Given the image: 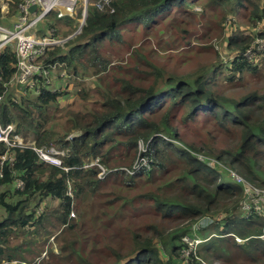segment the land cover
<instances>
[{
	"label": "trees",
	"instance_id": "1",
	"mask_svg": "<svg viewBox=\"0 0 264 264\" xmlns=\"http://www.w3.org/2000/svg\"><path fill=\"white\" fill-rule=\"evenodd\" d=\"M24 1L0 5L14 16ZM192 5L202 6L199 16L208 9L248 27V33L237 28L226 37L235 54L226 66L198 53L202 47L186 48L191 65L180 74L131 49L130 29L147 33L168 11L193 16ZM111 6L112 13L88 8L79 34L36 59L49 72L64 65L73 82L85 74L102 81L89 87L76 82V108H61L59 98L67 93L42 85V77L37 94L17 85L14 47L0 53V124L30 133L37 148L66 152L55 166L30 147L0 144V158H13L0 165V264H178L188 248L183 236L202 240L189 254L193 261L201 252L221 264H264V204L257 212L253 192H245L264 189V47L256 50L264 41V0H115ZM1 18L0 11V24ZM79 19L80 11L74 19L52 12L38 36L52 29L58 34L64 26L66 38ZM108 49L128 63L111 65ZM245 75L261 88L238 97L226 90L234 83L245 89ZM56 120L62 124L51 127ZM17 179L22 188L14 186ZM165 221L184 224L167 235ZM51 238L58 254L48 249ZM235 238L247 241L237 244Z\"/></svg>",
	"mask_w": 264,
	"mask_h": 264
},
{
	"label": "rangeland",
	"instance_id": "2",
	"mask_svg": "<svg viewBox=\"0 0 264 264\" xmlns=\"http://www.w3.org/2000/svg\"><path fill=\"white\" fill-rule=\"evenodd\" d=\"M94 1L95 0H78L77 11L78 12L80 11V20H82V13L84 11V5H86L87 8H94L95 6ZM200 7L202 6L192 5L188 7V11L190 12L196 11V13H194L193 16H188V17L178 16L175 13H172L170 11L165 12V14L161 16L163 20H161L159 24H157L154 28H152L147 33H143L136 28L130 29L127 32V35L133 42L131 49L138 48L139 52L150 53L151 57L154 60H156L160 65H162L169 71L180 73V74H185L190 69V65H191L190 62H186L185 60V58L189 54V51L183 50L186 48L193 50L195 47H202L203 49L200 50L198 53L202 52V53L209 54V58L214 59L217 64L222 63L223 65L226 66L227 62L232 60L233 57L235 56V54L232 51H229L227 49L226 37L237 28L243 31L244 33H248L249 29L244 24H239V21H241L240 18L235 17V21L239 25V27H237L238 25L236 23H233L229 16L225 17V14L221 12L220 14L218 13L219 14L218 15L217 13H215V11L210 12V10L207 9L206 12H204V16H199L200 9H201ZM216 12H218V10ZM12 18L13 17H11L8 13L3 18H1V20L3 21L1 25L8 26V24H10L9 19H12ZM38 27L40 28V30L43 28L40 24L38 25ZM260 28H261V24L257 23L256 26L254 27L253 32L257 33L258 32L257 30ZM68 30L69 28L61 26L60 32H58L61 39H67L68 36L72 35L70 34L66 38L63 37L61 33L67 32ZM259 41L260 43L256 48L257 51H260L259 49L261 47H264V41L259 39L257 42ZM254 42H252V44ZM60 46H63V45H60ZM254 47L255 46H253V48ZM115 49L117 51H121L122 47L119 44H116ZM110 53L114 54L111 59L112 63L114 64L111 63V65L116 66V64H120V66H124L128 63V61H122L120 59V54L118 53H121V52L115 53L113 50L108 49L107 54L109 55ZM125 55L128 56V54H125ZM249 57L251 59L253 55L250 53ZM62 66L59 65L58 67H55L53 69V74L49 75V82L51 84V90L53 91L56 90V91L67 93L65 96H62L59 98V101L61 102V108L64 107L65 105L73 106L74 108H76L75 106L76 103L78 106L81 105L79 96H77L76 94L77 91L79 90L77 83H79V81H82L84 83V87H89L90 85H92V83L94 84V82H95V85L100 86L102 84V81H99L97 79V76H94L93 74L90 76L85 74L84 76L79 77L80 79L78 81L76 80L77 83L75 81L73 82L71 81V77L67 74L66 69ZM118 71L119 70H115L116 74ZM62 73H64V75H62L60 78L59 76ZM248 76L249 75H245V78L247 79V83L245 84V89H238V88L235 89L234 87L236 86V83H234L232 85H227L226 90L232 92L235 97H238L240 94L246 92V90H257L258 88H261L260 84L257 85L254 82V79ZM109 81H111L110 78L109 80H106V82L109 84V87H112ZM56 116H59V114H56ZM58 124H62L61 120H56L52 122L51 127L54 128ZM22 136H23L25 144H31L32 142H34L33 136L30 133L26 135L22 133ZM200 158L205 161L208 160L207 157L200 156ZM91 162H94V161L91 160ZM96 163H97V160H96ZM211 163L212 162H210V164ZM236 170L238 171L237 168ZM236 184H239V183L236 182ZM262 191L263 193L261 194V196H259L260 195L259 192L261 191H259L258 188H256L253 191L254 194H257V197H255V199L253 200V202L257 205V206L253 205L257 212L259 211L262 204H264V189ZM246 205L248 204L246 203L245 206ZM242 210L244 212L245 217L250 215L249 210H244L243 207H242ZM39 213H40V209L37 210L36 216ZM178 222H181V220ZM183 224L184 223L173 224V223L165 221L163 223L162 228L165 229V232L168 235V233H171L176 228L182 227ZM215 231H218V230H215ZM215 231H213L211 234L215 233ZM214 236L215 235H212L211 237H214ZM245 241L247 240L235 238V242L237 244H241ZM48 244H50V247H48L49 250L53 251L56 254L59 253L58 247L53 242V238L48 240ZM156 247L160 251H163L160 244H157ZM43 256H45V254H43ZM181 256L183 257V255ZM200 256L202 258L197 257V259H195V261H192L190 264H196L195 262H197V264H201V261L204 262L205 264H216V263L221 264L222 262L221 259H215V258L210 257L209 253H205L204 255L200 252ZM162 257H163V260H165L166 254H163L161 252V258ZM187 261L188 259L184 258V261L179 262L178 264H187L186 263ZM9 264H16V262L9 263ZM171 264H175V263L171 262Z\"/></svg>",
	"mask_w": 264,
	"mask_h": 264
},
{
	"label": "built area",
	"instance_id": "3",
	"mask_svg": "<svg viewBox=\"0 0 264 264\" xmlns=\"http://www.w3.org/2000/svg\"><path fill=\"white\" fill-rule=\"evenodd\" d=\"M115 0H95V6L99 12L102 13H112L114 11L111 3ZM35 5V12H30L29 9L31 6ZM78 0H25L22 4L18 6V13L12 19H9L8 26L0 24V53L1 51L12 45L16 52L17 57V69L16 75L14 77V82L20 87H27L28 90H32L37 94L39 89L37 85L39 83V78L42 77V85H47L50 87L49 75L53 74L52 71H47L42 68V66L36 64V59L42 56L47 48L63 45L67 39L75 36L72 34L68 36L67 39H61L57 36V33L54 29L48 32L47 36L39 37L38 25L43 21V19L50 13L55 12L57 18H75L77 12ZM86 5H84V11L82 13V19L87 17L88 8L86 10ZM0 11L2 18L7 15L8 8L6 3L0 5ZM82 20H78L79 24ZM85 22H83L84 24ZM260 43V41H259ZM259 45V44H258ZM262 47L259 49L261 50ZM250 52L246 53V57H249ZM54 69V68H53ZM64 75L62 73L59 77ZM3 99V94H0V104ZM79 133L71 134L67 137V140H72ZM0 144H4L7 147H30L38 155V157L45 163L60 166L62 163V158L66 155L65 150L57 148L55 146H50L49 148H37L35 143L25 144L24 139L21 133L17 132L16 126L14 124H0ZM13 158L4 154L0 158V165H3L5 161L11 162ZM96 161L91 162L90 165H95ZM141 164H147L146 160H142ZM101 172L98 174L99 177H102L105 170L100 167ZM235 178L236 182H242L241 178L235 174H231ZM16 188H22L23 182L17 179L14 183ZM255 189H253L254 191ZM251 188L245 187V192L248 194V197L253 192ZM262 192H259L261 196ZM254 197H257V194H254ZM262 198V197H261ZM248 204L245 206V204ZM244 203V210H250L251 206L247 200ZM254 205H256L254 203ZM257 206V205H256ZM254 207V206H253ZM260 239L264 240V227L262 233L259 236ZM183 242L188 245V248L183 250L181 258H187V264H190L193 259L189 258L190 252L195 253L196 246L199 245L202 240L192 239L189 236H183ZM197 259V257H195ZM201 264H205L201 261ZM219 264V263H216Z\"/></svg>",
	"mask_w": 264,
	"mask_h": 264
},
{
	"label": "water",
	"instance_id": "4",
	"mask_svg": "<svg viewBox=\"0 0 264 264\" xmlns=\"http://www.w3.org/2000/svg\"><path fill=\"white\" fill-rule=\"evenodd\" d=\"M35 10H36V6L35 5L31 6L30 9H29L30 12H35ZM85 19H86V16H85ZM85 19L84 18L82 19V21L80 22L77 30L73 33L74 35H77V34L80 33L82 25H83V22H85Z\"/></svg>",
	"mask_w": 264,
	"mask_h": 264
}]
</instances>
